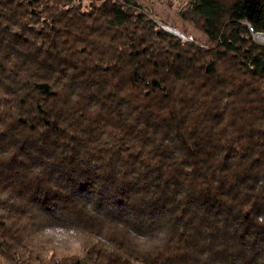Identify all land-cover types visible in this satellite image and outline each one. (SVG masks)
I'll use <instances>...</instances> for the list:
<instances>
[{
	"label": "trees",
	"instance_id": "1",
	"mask_svg": "<svg viewBox=\"0 0 264 264\" xmlns=\"http://www.w3.org/2000/svg\"><path fill=\"white\" fill-rule=\"evenodd\" d=\"M159 18L0 0V264H264V0Z\"/></svg>",
	"mask_w": 264,
	"mask_h": 264
},
{
	"label": "rangeland",
	"instance_id": "2",
	"mask_svg": "<svg viewBox=\"0 0 264 264\" xmlns=\"http://www.w3.org/2000/svg\"><path fill=\"white\" fill-rule=\"evenodd\" d=\"M139 3L143 6L144 9H146L150 15V17L154 20H156L157 24L159 26H166L168 28H174L179 30L178 27H174L170 25L171 23H165L163 22L160 18L159 15H162V17L166 18L167 20H178L177 18V12L179 9L184 4V0H138ZM163 28V27H162ZM191 32H187L186 36H189L192 38L194 37V34L198 36H202L201 32L194 28L193 26L191 27ZM165 29V28H164ZM172 29L168 30L172 33ZM195 32V33H194ZM176 34V33H174ZM177 35V34H176ZM45 234L50 236L53 239L54 244H64V245H69L72 246L73 249L77 248L80 240L78 235L75 234L73 230H66L62 228H49L48 230L45 231Z\"/></svg>",
	"mask_w": 264,
	"mask_h": 264
},
{
	"label": "clouds",
	"instance_id": "3",
	"mask_svg": "<svg viewBox=\"0 0 264 264\" xmlns=\"http://www.w3.org/2000/svg\"><path fill=\"white\" fill-rule=\"evenodd\" d=\"M135 236V243L144 252H150L156 247H163L171 235L170 232L160 231L155 233L152 237L141 236L133 233Z\"/></svg>",
	"mask_w": 264,
	"mask_h": 264
},
{
	"label": "built area",
	"instance_id": "4",
	"mask_svg": "<svg viewBox=\"0 0 264 264\" xmlns=\"http://www.w3.org/2000/svg\"><path fill=\"white\" fill-rule=\"evenodd\" d=\"M162 27L165 28V29H168V30L172 29V28H168V27H166V26H162ZM248 28H249V30H250V33H251L252 38H253L255 41L264 43V32L254 30L250 25H248ZM172 31H173L174 33H176L178 36H180V37L182 38V40H185V39H192L191 37L186 36V35L183 34L182 32L178 31L177 29H176V30L172 29Z\"/></svg>",
	"mask_w": 264,
	"mask_h": 264
},
{
	"label": "water",
	"instance_id": "5",
	"mask_svg": "<svg viewBox=\"0 0 264 264\" xmlns=\"http://www.w3.org/2000/svg\"><path fill=\"white\" fill-rule=\"evenodd\" d=\"M174 29V28H173ZM176 30V29H175ZM172 31V30H171ZM179 31V30H178Z\"/></svg>",
	"mask_w": 264,
	"mask_h": 264
}]
</instances>
